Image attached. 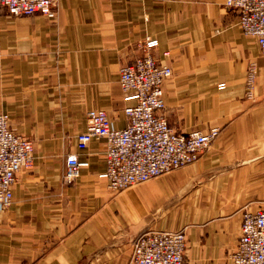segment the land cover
Instances as JSON below:
<instances>
[{"label":"crops","instance_id":"1","mask_svg":"<svg viewBox=\"0 0 264 264\" xmlns=\"http://www.w3.org/2000/svg\"><path fill=\"white\" fill-rule=\"evenodd\" d=\"M237 17L224 0H57L54 19L0 8V112L33 142V166L0 210V264H127L139 234L178 229L190 264H230L242 214L264 211V57ZM145 35L172 69L162 86L168 123L219 132L196 161L113 191L104 139L79 148L76 137L91 109L127 124L123 109L135 101L119 68ZM73 152L79 176L65 184Z\"/></svg>","mask_w":264,"mask_h":264},{"label":"built area","instance_id":"2","mask_svg":"<svg viewBox=\"0 0 264 264\" xmlns=\"http://www.w3.org/2000/svg\"><path fill=\"white\" fill-rule=\"evenodd\" d=\"M227 8L238 12L237 24L244 35L253 37L264 57V0H224ZM57 0H0V8L13 15L39 13L49 19L56 16ZM157 39L145 35L135 42L137 54L120 65L118 82L132 105L124 107L127 124L114 128L103 109L87 112L86 126L77 135V146L92 139H104L105 171L108 188L119 191L147 181L200 158L216 139L219 129L177 131L166 118L163 82L172 75L169 64L157 59ZM258 75L251 62L245 75L244 96H254ZM33 166V142L10 127L7 113L0 112V210L12 203V188L17 173ZM80 158L75 152L65 157L63 183L79 176ZM184 229L147 230L133 241L127 264H190L185 256ZM230 264H264V211H245L239 235L228 253Z\"/></svg>","mask_w":264,"mask_h":264}]
</instances>
